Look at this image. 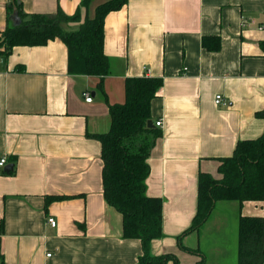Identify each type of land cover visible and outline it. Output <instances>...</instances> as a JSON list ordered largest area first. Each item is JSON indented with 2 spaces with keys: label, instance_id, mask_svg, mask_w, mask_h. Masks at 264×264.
<instances>
[{
  "label": "crops",
  "instance_id": "1",
  "mask_svg": "<svg viewBox=\"0 0 264 264\" xmlns=\"http://www.w3.org/2000/svg\"><path fill=\"white\" fill-rule=\"evenodd\" d=\"M82 1L0 0V36L59 7L80 12L63 24L79 30L103 0ZM104 30L103 77L71 73L61 39L15 46L5 64L0 50V264L139 263L142 243L124 237L123 216L104 197L102 146L90 135L110 130L109 105L125 102L129 77L163 79L152 101L153 123L162 126L146 181L147 194L163 200L154 256L201 259L179 241L197 211L200 173L220 178V158L264 133V0H129L106 16ZM51 196L63 198L47 203ZM241 213L264 218V202L219 201L183 244L199 248L204 264H238Z\"/></svg>",
  "mask_w": 264,
  "mask_h": 264
},
{
  "label": "trees",
  "instance_id": "2",
  "mask_svg": "<svg viewBox=\"0 0 264 264\" xmlns=\"http://www.w3.org/2000/svg\"><path fill=\"white\" fill-rule=\"evenodd\" d=\"M91 1L83 0L82 5L87 6ZM128 2L103 0L97 6L95 16L84 19L76 31H67L63 24L79 19V11L69 15L59 7L56 13H34L30 19L2 32L1 53L8 57L15 46H42L61 39L68 49L71 73L103 77L110 73V60L104 51L105 18ZM162 85V78H127L125 102L109 105L110 130L90 134L102 146L104 197L122 214L124 237L137 238L142 243L143 253L138 264H180L175 254L154 256L150 252L152 241L163 235V200L147 194L146 182L150 175L148 158L161 135V129L149 127L148 122L152 120V101ZM99 87L105 92L102 81ZM257 116L264 118V109ZM220 161V178L209 172L200 173L197 211L191 226L179 238L183 250L201 257L196 264L205 263L204 254L199 248L185 246L182 238L192 231H199L219 201L264 202V133L255 139L238 141L233 155L220 158ZM62 198L51 196L47 203ZM263 261L264 218L241 213L238 264H263Z\"/></svg>",
  "mask_w": 264,
  "mask_h": 264
},
{
  "label": "built area",
  "instance_id": "3",
  "mask_svg": "<svg viewBox=\"0 0 264 264\" xmlns=\"http://www.w3.org/2000/svg\"><path fill=\"white\" fill-rule=\"evenodd\" d=\"M85 95H86V101L87 102H91L92 99H93L92 96H91V93H86ZM215 101H216L217 104H226V102H225V100H224V98H223V96L221 94H218L216 96V100ZM156 126L161 127L162 126V121L158 120L156 122ZM6 162H7V158L6 157H2L1 160H0V166H4ZM48 222L52 226H56L57 225V221H56V219L54 217H49L48 218ZM48 255L50 256L51 254H48Z\"/></svg>",
  "mask_w": 264,
  "mask_h": 264
},
{
  "label": "water",
  "instance_id": "4",
  "mask_svg": "<svg viewBox=\"0 0 264 264\" xmlns=\"http://www.w3.org/2000/svg\"><path fill=\"white\" fill-rule=\"evenodd\" d=\"M5 61H6V58L4 57L3 58V62H4V64H5ZM5 66V65H4ZM148 126L149 127H155V124L153 123V120H149V122H148Z\"/></svg>",
  "mask_w": 264,
  "mask_h": 264
}]
</instances>
